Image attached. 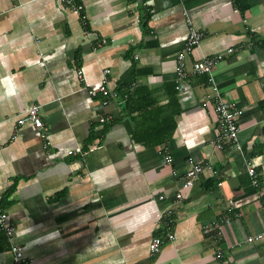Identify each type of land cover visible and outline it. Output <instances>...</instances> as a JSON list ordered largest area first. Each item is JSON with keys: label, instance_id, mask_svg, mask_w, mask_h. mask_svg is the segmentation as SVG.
<instances>
[{"label": "crops", "instance_id": "0c3cea01", "mask_svg": "<svg viewBox=\"0 0 264 264\" xmlns=\"http://www.w3.org/2000/svg\"><path fill=\"white\" fill-rule=\"evenodd\" d=\"M74 2L79 13L61 0H0V207L14 228L0 231V264H14L12 243L27 264H221L218 246L225 264H264V239L245 242L264 230V196L246 171L264 186V0ZM191 29L203 38L188 64L224 54L212 79L242 109L241 151L214 147L208 76L177 79ZM104 76L117 98L83 91ZM31 105L44 131L17 129ZM189 159L205 169L186 190ZM169 207L175 240L151 256ZM220 218V232H204Z\"/></svg>", "mask_w": 264, "mask_h": 264}, {"label": "built area", "instance_id": "2783aa9c", "mask_svg": "<svg viewBox=\"0 0 264 264\" xmlns=\"http://www.w3.org/2000/svg\"><path fill=\"white\" fill-rule=\"evenodd\" d=\"M62 4L70 8L73 12L79 13L82 10L80 4H75L74 0H61ZM203 33L198 32L194 29H191L188 33L187 40L182 48V50L177 54L175 61V72L178 80H184L189 76L195 75H207L209 85V94H207L202 100L201 106L203 108H211L214 113V125L216 128V138L214 147L218 151H222L226 148H231L235 151H241V145L239 142L238 134L240 127L238 124V119L242 114V109H240L237 104L232 101L224 98L219 90L218 86L213 82L212 79V70L214 67L224 58V54H216L213 56H204L200 60H196L191 64H188V56L191 54L194 48L198 47L202 41ZM101 43H105V40H102ZM233 49L226 50V54L233 53ZM109 73L108 70L104 71V75ZM78 77L81 79V72H78ZM83 91L90 97H96L101 95L103 98L110 100L117 98V93L112 91L107 85V78L104 76L103 79L96 84V86L85 84ZM38 105L29 106L22 114L16 118V127L17 129L22 127L25 123H30L32 126L40 131H44L43 123L39 117ZM17 135L13 136L15 140ZM41 138L44 140V146L49 145V140L45 133H41ZM69 155H83V152L80 148H75L74 150L68 152ZM165 164H170L172 162L171 155L166 152L164 157ZM189 168L183 176V187L188 190L191 189L195 180L198 176L204 171L205 166L193 162V160H188ZM246 171L248 176L251 179V183L254 187L260 190V194L264 196V186L260 184L259 180L255 177L256 167L248 163L246 166ZM183 198L182 193L178 192L174 196V201H181ZM164 197L160 196L159 200H163ZM231 210V209H230ZM174 214V208L169 207L163 210L160 213V220H163V223L166 227V231L161 236H154L149 242L148 251L151 256L158 254L165 243H172L175 240L174 234L171 231V220L170 218ZM225 222L228 223L229 219L225 218ZM223 219H219L216 222L212 223L211 226L205 227L204 232L216 231L220 232ZM0 231L4 232L8 238H11L14 233V228L8 222L7 216L0 207ZM264 239V230L255 234L254 236H249L246 238L245 242L247 244H252L256 241ZM10 250L13 254L14 264H27L28 261L24 255L23 249L16 244H11ZM215 257L221 261V264H225L223 259V250L221 247H217L215 250Z\"/></svg>", "mask_w": 264, "mask_h": 264}, {"label": "clouds", "instance_id": "9594fccd", "mask_svg": "<svg viewBox=\"0 0 264 264\" xmlns=\"http://www.w3.org/2000/svg\"><path fill=\"white\" fill-rule=\"evenodd\" d=\"M13 93H12V91L11 90H9V92H8V95H12Z\"/></svg>", "mask_w": 264, "mask_h": 264}, {"label": "trees", "instance_id": "16d2710c", "mask_svg": "<svg viewBox=\"0 0 264 264\" xmlns=\"http://www.w3.org/2000/svg\"><path fill=\"white\" fill-rule=\"evenodd\" d=\"M1 207H2V208H4V205H3V203H2V205H1Z\"/></svg>", "mask_w": 264, "mask_h": 264}]
</instances>
